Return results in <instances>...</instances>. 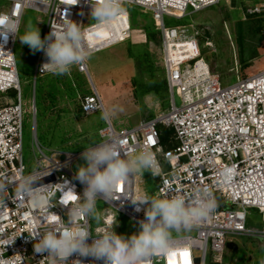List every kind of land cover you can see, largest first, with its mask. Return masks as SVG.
I'll return each mask as SVG.
<instances>
[{
  "label": "built area",
  "instance_id": "1",
  "mask_svg": "<svg viewBox=\"0 0 264 264\" xmlns=\"http://www.w3.org/2000/svg\"><path fill=\"white\" fill-rule=\"evenodd\" d=\"M4 1L8 4L0 10V20H21L26 8L45 14L47 24L43 37L49 33L50 26L55 30L62 29L63 16L81 25L90 53L132 35L145 42V31L130 27L129 12L121 5L128 2L152 10L160 33L161 64L169 109L132 127L120 129H115L107 118L99 130V142L108 137L123 141L119 145L121 157L141 147L148 148L155 159V167L149 171L156 181L155 196L190 195L195 188H207L217 207L200 224L174 235L173 251L150 254L144 258L143 264H195L197 256L201 257L200 264H205L210 251L216 253L220 261L231 235L254 234L264 240V96H258L255 91L257 79L264 78V67L244 77L237 76L233 83L222 84L218 74L211 71L200 53L196 38L198 32L194 31L193 24L166 26L163 22L164 14L179 18L188 12V7L199 11L219 0H119L122 10L107 26L109 35L99 41H91L88 36V31L99 25L97 22L88 23L90 4L87 0H76L70 5L67 0H48L47 3L43 0ZM250 12H264V2L255 4ZM15 40L11 35L6 41L0 39V92L13 90L16 94V101L10 97L7 101H0V185L3 186L0 188V238L2 235L15 237L12 244L5 245V251L0 248V258L6 259L8 264H52L46 253L33 250V243L39 235L66 224H80L92 232L89 217L71 215L77 200H67L68 194L76 196L82 193L84 185L75 178L71 165L81 157L84 149L58 152L59 157L53 158L39 148L42 157L37 160L38 167L25 172L22 161L24 110L13 51ZM45 62L47 57L40 51L35 66L36 76L51 72L41 70ZM75 65L79 71L88 73L85 61ZM175 95L180 104L176 103ZM81 106L84 113L96 109L105 113L95 88L93 95L84 97ZM159 124L172 130L167 141L162 138ZM31 174L42 176L33 187L63 185L53 187L51 195L40 207L15 195L19 177ZM142 182L132 174L122 182L120 191H114L113 199H101L109 207L102 216L103 224L95 227L92 233L98 234L109 228L114 222L115 212H122L137 223L144 219L146 205H140L141 210L137 212L131 201L141 196L150 197L141 188ZM247 208H257L261 213L263 225L260 231L246 228ZM32 236L34 238H30ZM196 251H199L198 255ZM67 259H80L82 264H102V261L79 257L75 253Z\"/></svg>",
  "mask_w": 264,
  "mask_h": 264
},
{
  "label": "rangeland",
  "instance_id": "2",
  "mask_svg": "<svg viewBox=\"0 0 264 264\" xmlns=\"http://www.w3.org/2000/svg\"><path fill=\"white\" fill-rule=\"evenodd\" d=\"M261 2L264 0H219L199 11L188 7V12L179 18L164 14L163 22L166 26L193 24L194 31L198 32L196 38L200 53L211 71L218 74L222 84L233 83L237 76L244 77L264 67V12H250L255 4ZM7 4L0 0V10ZM121 6L129 12L130 27L145 31L146 41L140 42V38L132 35L90 53L85 60L88 73L72 65L65 74L47 72L36 76L35 66L40 51L30 50L16 38L13 51L24 110L22 161L25 172L38 167L41 151L58 158V152H77L98 143L101 140L99 130L107 118L115 129H120L132 127L169 109V95L161 64L160 33L153 12L128 2ZM28 20L36 23L43 39L46 15L32 8L24 9L20 32H23V25ZM88 23L95 21L88 18ZM145 28H151L159 42L149 39ZM94 88L105 112L109 113L107 118L101 109L90 113L82 111L84 97L93 95ZM9 97L16 101L13 90L0 92V101H7ZM175 99L177 104L181 103L176 95ZM158 128L169 139L171 128L162 124ZM84 163L80 157L72 163L71 169L75 172L77 165ZM134 175L143 181L141 188L154 197L155 180L150 172L141 171ZM96 204L100 220L97 222L89 217L92 232L103 224L102 216L109 207L99 199ZM246 212V228L260 231L263 225L261 213L257 208H247ZM114 220L117 223L113 224V230L125 237L139 229V224L122 212H115ZM229 238L220 261L217 254L210 251L205 264H258L264 256V240L259 236L237 234ZM195 253L198 255L199 251Z\"/></svg>",
  "mask_w": 264,
  "mask_h": 264
},
{
  "label": "clouds",
  "instance_id": "3",
  "mask_svg": "<svg viewBox=\"0 0 264 264\" xmlns=\"http://www.w3.org/2000/svg\"><path fill=\"white\" fill-rule=\"evenodd\" d=\"M43 2L47 3L48 0ZM87 2L90 4L89 19L99 26H110L111 21L122 10L119 0ZM63 21L61 30L50 26L49 33L42 39L39 28L31 20L24 23L23 32H20L18 18H4L0 20V39L6 41L9 35L13 39L18 38L30 50L42 51L47 57V62L41 65L42 71L65 74L72 65L84 62L90 55V50L85 44V33L81 25L64 16ZM255 91L258 96H264V78L257 79ZM108 115L109 113H104L105 118ZM121 143L115 137H108L84 147L80 155L85 163L77 165L74 173L84 187L82 193L75 196L77 203L73 206L71 215L90 217L98 222V199H113L114 191L128 176L151 171L155 167L154 155L148 148L141 147L126 157H121ZM41 177L36 174L21 175L16 183L15 195L25 198L36 207L44 205L53 187L63 185L57 183L33 187ZM131 201L136 205L134 210L137 212L141 210L140 205L146 206L143 209L144 219L138 221V231L127 237L113 230V224L117 223L115 220L109 228L98 234L80 224H66L39 235L33 243L34 252L46 253L45 256L51 259L52 264H82L80 259H67L74 253L79 257H91L93 261H102V264H143L144 258L150 254H169L173 251L176 239L173 234L178 236L200 224L217 207L216 200L207 188H195L190 195L141 196ZM14 238L2 235L0 248L5 251V245L12 244ZM0 264L8 262L0 258ZM258 264H264V256L259 259Z\"/></svg>",
  "mask_w": 264,
  "mask_h": 264
},
{
  "label": "bare ground",
  "instance_id": "4",
  "mask_svg": "<svg viewBox=\"0 0 264 264\" xmlns=\"http://www.w3.org/2000/svg\"><path fill=\"white\" fill-rule=\"evenodd\" d=\"M88 36L90 37L91 41L93 40H100L103 39V37L109 35L108 27L107 26H97L91 31H88ZM90 43V42H88ZM92 43V42H91Z\"/></svg>",
  "mask_w": 264,
  "mask_h": 264
},
{
  "label": "trees",
  "instance_id": "5",
  "mask_svg": "<svg viewBox=\"0 0 264 264\" xmlns=\"http://www.w3.org/2000/svg\"><path fill=\"white\" fill-rule=\"evenodd\" d=\"M145 30H146V32H147V34H148V38H149V39H154V40H156V41L159 42V39H157V37H156L157 34H156L155 32H153L151 28H145ZM165 82H166V80H165ZM166 89H167V85H166ZM162 138H163L164 140H167V137L164 136V135H162ZM169 146H170V145H169ZM154 182L156 183V181H154Z\"/></svg>",
  "mask_w": 264,
  "mask_h": 264
},
{
  "label": "snow or ice",
  "instance_id": "6",
  "mask_svg": "<svg viewBox=\"0 0 264 264\" xmlns=\"http://www.w3.org/2000/svg\"><path fill=\"white\" fill-rule=\"evenodd\" d=\"M67 2H68L69 4H72V3H75V0H67ZM149 142L151 143V137H149ZM122 143H123V141H122ZM120 190H121V186L118 185V187H117V191H120ZM75 199H76L75 196L70 195V194L67 195V200H75ZM53 219H55V217H54ZM238 226H239V225H238Z\"/></svg>",
  "mask_w": 264,
  "mask_h": 264
},
{
  "label": "water",
  "instance_id": "7",
  "mask_svg": "<svg viewBox=\"0 0 264 264\" xmlns=\"http://www.w3.org/2000/svg\"><path fill=\"white\" fill-rule=\"evenodd\" d=\"M201 263V257L197 256L195 257V264H200Z\"/></svg>",
  "mask_w": 264,
  "mask_h": 264
}]
</instances>
